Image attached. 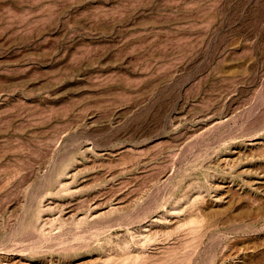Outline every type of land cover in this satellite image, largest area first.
Masks as SVG:
<instances>
[{
  "label": "rangeland",
  "instance_id": "obj_1",
  "mask_svg": "<svg viewBox=\"0 0 264 264\" xmlns=\"http://www.w3.org/2000/svg\"><path fill=\"white\" fill-rule=\"evenodd\" d=\"M0 264H264V0H0Z\"/></svg>",
  "mask_w": 264,
  "mask_h": 264
}]
</instances>
